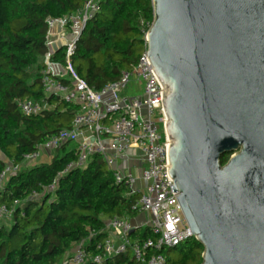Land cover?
<instances>
[{
    "label": "water",
    "instance_id": "95a60500",
    "mask_svg": "<svg viewBox=\"0 0 264 264\" xmlns=\"http://www.w3.org/2000/svg\"><path fill=\"white\" fill-rule=\"evenodd\" d=\"M151 3L164 167L201 264H264V0Z\"/></svg>",
    "mask_w": 264,
    "mask_h": 264
},
{
    "label": "trees",
    "instance_id": "16d2710c",
    "mask_svg": "<svg viewBox=\"0 0 264 264\" xmlns=\"http://www.w3.org/2000/svg\"><path fill=\"white\" fill-rule=\"evenodd\" d=\"M86 0H0V173L7 163L19 164L46 138L70 128L79 107L46 97L41 87L43 62L48 53L47 20L74 13ZM153 21L151 0H105L83 29L71 59L76 73L92 89L119 80L135 66L144 51L142 22ZM65 48L51 57L64 62ZM44 102L48 109L24 116L19 103ZM77 148L66 142L51 163L28 167L7 181L0 207L20 205L0 224V264H64L74 248L88 240L86 249L97 254L96 244L107 236L106 223L114 217L139 216L124 184H116L102 157L95 155L83 169L64 173L77 160ZM229 155L222 158L225 164ZM64 173V174H63ZM56 183L54 192L46 189ZM40 195L33 200L32 195ZM91 234H95L90 238ZM132 240L151 237L138 228ZM203 248L190 239L165 250L166 264H201ZM93 264V263H88ZM106 264H136L128 253Z\"/></svg>",
    "mask_w": 264,
    "mask_h": 264
},
{
    "label": "built area",
    "instance_id": "2783aa9c",
    "mask_svg": "<svg viewBox=\"0 0 264 264\" xmlns=\"http://www.w3.org/2000/svg\"><path fill=\"white\" fill-rule=\"evenodd\" d=\"M104 1L86 0L74 13L47 20L48 53L40 79L42 90L46 97L54 96L59 101L75 104L79 110L70 128L49 135L21 163L6 164L0 173V193L10 177L35 166L45 154H50L53 160L63 144L73 142L77 160L64 173L85 168L92 156L102 157L116 184H124L129 196L137 198L132 209L146 219L137 226L127 218L108 220L107 236L95 246L98 253L89 252L88 240H85L74 248L64 264H106L108 259L128 253L136 264H166L162 252L194 236L174 196L177 193L172 192L169 167H164L169 166V140L162 124L159 88L149 70L151 65L145 60L150 26L142 22L144 51L137 64L99 91L81 79L71 62L83 29L101 10ZM61 48H65L64 62L52 61L51 57ZM19 108L24 116L30 117L47 110L48 104L28 99L20 102ZM55 188L56 183L46 191L51 193ZM31 197L39 200L40 195ZM19 205L15 201L10 208L1 206L0 217L11 218ZM138 228H148L151 237L132 240L130 235Z\"/></svg>",
    "mask_w": 264,
    "mask_h": 264
},
{
    "label": "rangeland",
    "instance_id": "374dc122",
    "mask_svg": "<svg viewBox=\"0 0 264 264\" xmlns=\"http://www.w3.org/2000/svg\"><path fill=\"white\" fill-rule=\"evenodd\" d=\"M145 219H146V216L145 215H139L136 220H134V225H138L139 223H144L145 222ZM0 224H4V225H10L11 222H10V218L9 219H4V218H1L0 217Z\"/></svg>",
    "mask_w": 264,
    "mask_h": 264
},
{
    "label": "crops",
    "instance_id": "0c3cea01",
    "mask_svg": "<svg viewBox=\"0 0 264 264\" xmlns=\"http://www.w3.org/2000/svg\"><path fill=\"white\" fill-rule=\"evenodd\" d=\"M44 62V60H43ZM52 161V158L50 157V154H45L36 164L35 166H38V165H47L49 163H51ZM135 174H139V171H136L135 170ZM135 219H133V222H134ZM137 226V225H136Z\"/></svg>",
    "mask_w": 264,
    "mask_h": 264
}]
</instances>
